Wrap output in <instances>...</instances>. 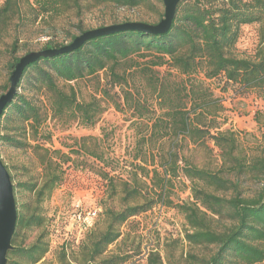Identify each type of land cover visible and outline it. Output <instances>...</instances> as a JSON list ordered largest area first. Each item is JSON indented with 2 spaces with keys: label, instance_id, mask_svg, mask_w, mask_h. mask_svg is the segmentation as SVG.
<instances>
[{
  "label": "trees",
  "instance_id": "1",
  "mask_svg": "<svg viewBox=\"0 0 264 264\" xmlns=\"http://www.w3.org/2000/svg\"><path fill=\"white\" fill-rule=\"evenodd\" d=\"M92 1L95 6L112 3L136 8L150 0ZM23 3L24 0H5L0 18L19 13ZM37 4L43 13L56 17L70 11L79 14L84 9L81 0H39ZM263 13L264 0H188L178 5L166 34L124 31L96 37L75 51L40 58L25 69L17 90L27 81L31 89L45 93L49 109L44 110L16 92L0 122V139L5 142L16 146L23 143L12 136H1L3 121L7 124L17 121L26 130L30 129V140L35 143L44 136L46 141H51V136L43 132L50 116L71 119L85 127L96 125L105 111L101 101L93 98L90 102H80L73 87L66 92L58 82L95 78L104 71L109 74L101 91L104 98L118 111L132 112L135 118L132 125L147 132L138 140L133 162H124L120 169L114 159L105 158L104 139H81L92 142L90 147L82 149L99 163L101 179L114 194L121 187L122 207L104 208L106 228L89 230L88 239L82 244L84 255L80 264L126 263L128 255L105 257L108 248L121 237V227L151 211L165 197L172 178L181 176L192 184L195 200L177 206L188 225L186 241L195 246L217 247L206 264H264V153L246 155L238 132L223 129L229 123L228 119L221 120L226 108L210 87L211 81L220 79L223 91L230 84L239 85L243 91H253L252 94L264 100V53L257 60L233 54L241 28L262 21ZM64 46L49 43L42 50ZM19 60L11 62L9 73L12 74ZM161 67H168L163 76L155 70ZM9 88L4 87L7 91ZM115 89L119 92L113 94ZM149 100L158 107V116L150 114L148 107L154 102ZM260 115L256 116L258 124ZM178 143L210 153L218 150L221 165L215 170L197 166L182 156ZM146 145L159 147L147 153ZM70 149V154L80 153ZM54 154L64 157V164L73 161L61 151ZM55 159L41 158L42 183L28 182L21 186L34 194L37 203L49 199L61 184L62 163ZM125 173L128 180L123 178ZM243 177L261 185L254 196H245ZM215 223L223 227L215 228ZM42 224L41 215L26 216L18 212L16 231L40 228ZM46 253L47 247L41 242L13 249L8 256L18 254L19 261L8 260L7 264H39ZM62 259L66 260V252H62ZM147 264L165 263L158 252H152Z\"/></svg>",
  "mask_w": 264,
  "mask_h": 264
},
{
  "label": "rangeland",
  "instance_id": "2",
  "mask_svg": "<svg viewBox=\"0 0 264 264\" xmlns=\"http://www.w3.org/2000/svg\"><path fill=\"white\" fill-rule=\"evenodd\" d=\"M38 1L24 0L19 13L0 18V96L7 91L4 87L10 86L11 73L8 68L16 59L41 51L49 43L55 46L68 45L82 31L127 22L158 24L165 13L163 0H150L136 8L112 3L95 6L92 0H81L84 6L81 13L70 11L56 17L43 13L38 7ZM4 2L5 0H0V8ZM263 53L264 13L262 21L241 28L240 38L233 50L236 57L253 60H257ZM155 70L163 76L168 72V67ZM108 77V72L104 71L95 78L72 83L58 82L59 87L66 92L73 87L80 102H90L93 98L101 101L105 111L92 127H85L71 119L61 120L50 116L43 132L51 136V141H46L44 136L35 143L30 140V129L26 130L17 121L10 124L3 121L1 136H12L23 142L21 146H16L0 139V157L12 178L18 212L26 216L36 213L43 218L40 228L17 229L12 242L13 249L43 243L47 247V253L39 264H80L84 255L82 244L87 241L90 229L81 231L72 220L78 203L86 214L96 213L93 229L99 231L106 228L104 208L119 210L122 207L121 187L117 194L112 192L98 175L99 163L82 149L83 146L90 147L92 142H81L82 138L104 139L105 158L114 159L120 169L124 162H133L138 140L147 134L145 129L137 130V126L132 125L135 121L132 112L118 111L110 100L104 98L101 91L106 87ZM219 80L211 81L210 87L226 108L221 120L228 119L229 123L223 129L232 128L238 132L246 155L264 153V100L252 94L253 91H243L239 85L230 84L223 91V83ZM17 92L27 96L44 110L49 109L45 93L31 89L27 81L18 87ZM116 92L119 90H113V94ZM148 110L151 115L160 114L155 102ZM258 113H261L259 124L256 123ZM155 147L158 149L159 146L146 145L144 150L148 153ZM70 148L80 153L70 154ZM177 148L182 150V156L201 168L215 170L221 165L216 149L210 153L180 143ZM55 151L69 154L73 161L64 164L65 158L56 156ZM42 157H55L56 162L62 163L63 177L50 198L37 203L34 194L21 186L28 182H43ZM128 177L126 173L123 175L124 180H128ZM241 180L245 196H254L260 190V184L250 183L244 177ZM194 202L192 184L182 176L173 177L165 197L151 211L132 218L121 227V237L108 248L105 257L114 254L128 255L130 258L124 264H147L149 255L158 252L165 264H206L217 247L195 246L187 242L185 234L188 225L177 209L180 204ZM214 227L220 229L223 224L215 223ZM62 252H66V260L62 259ZM19 258L18 254L8 256V260L13 262L19 261Z\"/></svg>",
  "mask_w": 264,
  "mask_h": 264
},
{
  "label": "water",
  "instance_id": "3",
  "mask_svg": "<svg viewBox=\"0 0 264 264\" xmlns=\"http://www.w3.org/2000/svg\"><path fill=\"white\" fill-rule=\"evenodd\" d=\"M188 0H163L164 18L158 24L127 22L87 31L76 37L70 44L58 49H45L31 52L20 58L10 77L9 90L0 96V122L5 108L14 99L17 86L25 69L40 58L68 53L79 49L87 40L124 31H142L151 34H166L174 22L177 7ZM18 210L12 178L0 157V264L8 263L9 252L13 250V238L16 232Z\"/></svg>",
  "mask_w": 264,
  "mask_h": 264
},
{
  "label": "built area",
  "instance_id": "4",
  "mask_svg": "<svg viewBox=\"0 0 264 264\" xmlns=\"http://www.w3.org/2000/svg\"><path fill=\"white\" fill-rule=\"evenodd\" d=\"M96 213H85L81 208V205L78 203L76 205V212L73 216V221L81 231L89 230L94 226Z\"/></svg>",
  "mask_w": 264,
  "mask_h": 264
}]
</instances>
